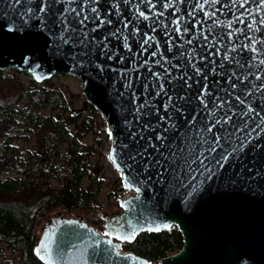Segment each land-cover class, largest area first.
<instances>
[{
    "label": "water",
    "instance_id": "95a60500",
    "mask_svg": "<svg viewBox=\"0 0 264 264\" xmlns=\"http://www.w3.org/2000/svg\"><path fill=\"white\" fill-rule=\"evenodd\" d=\"M10 67L80 78L134 192L103 231L53 214L43 264H150L122 243L173 226L156 264H264V0H0Z\"/></svg>",
    "mask_w": 264,
    "mask_h": 264
},
{
    "label": "trees",
    "instance_id": "16d2710c",
    "mask_svg": "<svg viewBox=\"0 0 264 264\" xmlns=\"http://www.w3.org/2000/svg\"><path fill=\"white\" fill-rule=\"evenodd\" d=\"M9 70L17 69H0V128L6 131L17 117L27 120L39 128L45 154L27 152L25 156H15L11 174L0 178V245L16 253L19 264H43L34 248L45 221L53 214L81 215L96 228L102 225L106 212L92 203L94 192L81 186L87 178L100 188L102 180L91 172L82 150L83 132L70 131L60 116L67 113L68 120L75 123L82 120L81 112L70 110L60 88L44 87L31 76L18 79ZM57 75L60 74L53 77ZM90 107L95 113L96 108ZM45 169L62 182L61 188L41 191L31 187L29 179L43 174ZM119 199L116 192H108L109 212L119 207ZM181 245V234L173 226L170 230L141 232L132 242H123L122 248L156 264L158 259L177 252Z\"/></svg>",
    "mask_w": 264,
    "mask_h": 264
},
{
    "label": "rangeland",
    "instance_id": "374dc122",
    "mask_svg": "<svg viewBox=\"0 0 264 264\" xmlns=\"http://www.w3.org/2000/svg\"><path fill=\"white\" fill-rule=\"evenodd\" d=\"M8 72L18 79H28L30 76L19 70H9ZM37 83H41L47 88H60L66 97L70 110L81 112L82 120L80 119L75 123L68 120L67 113L60 114L70 131L83 132L82 150L85 152L86 160L91 166V172L99 180H102L100 188L96 184L90 183L87 178L83 180L81 186L88 191L94 192L92 203L99 206L103 212H106L104 215L116 211L119 207L112 210V212H109L107 208L108 192H116L121 198L127 195V191L124 189L120 190L122 186L120 174L108 158L112 140L108 133L105 117L97 109L95 113L92 112L91 104L87 101L82 91V83L78 76L60 74ZM25 104L26 100L22 106H25ZM87 127L88 129H86ZM27 152L39 155L45 154L42 146V134L38 127L21 117H17L6 131L0 128V178L11 174L15 156H25ZM37 166H40V164ZM29 180L31 187L39 188L41 191L62 187V182L51 177L49 170L46 169L43 174H35ZM76 217L83 218L81 215ZM103 228L102 223L98 229L103 231ZM0 264H19L17 262V254L11 252L4 244L0 245Z\"/></svg>",
    "mask_w": 264,
    "mask_h": 264
},
{
    "label": "snow or ice",
    "instance_id": "6c2138e0",
    "mask_svg": "<svg viewBox=\"0 0 264 264\" xmlns=\"http://www.w3.org/2000/svg\"><path fill=\"white\" fill-rule=\"evenodd\" d=\"M41 10L43 11V9H41ZM94 11H95V9H94ZM85 19H87V17H85ZM208 130L211 131V128H209ZM156 230L158 231L159 229H156Z\"/></svg>",
    "mask_w": 264,
    "mask_h": 264
},
{
    "label": "built area",
    "instance_id": "2783aa9c",
    "mask_svg": "<svg viewBox=\"0 0 264 264\" xmlns=\"http://www.w3.org/2000/svg\"><path fill=\"white\" fill-rule=\"evenodd\" d=\"M127 194H134V192H133V191H131V192H127Z\"/></svg>",
    "mask_w": 264,
    "mask_h": 264
}]
</instances>
